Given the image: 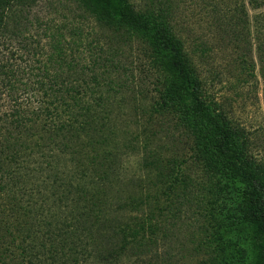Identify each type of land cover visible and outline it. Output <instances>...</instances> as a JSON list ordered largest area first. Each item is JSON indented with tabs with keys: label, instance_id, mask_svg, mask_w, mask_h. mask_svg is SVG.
<instances>
[{
	"label": "trees",
	"instance_id": "trees-1",
	"mask_svg": "<svg viewBox=\"0 0 264 264\" xmlns=\"http://www.w3.org/2000/svg\"><path fill=\"white\" fill-rule=\"evenodd\" d=\"M222 2L226 8L233 3L242 15L241 22L250 25L249 35L264 40V0ZM77 3L87 17L71 27H53L45 23L49 17L40 20L27 6L22 12H12L11 6L0 11V210L8 213L6 222H10L0 224L9 240L0 260L15 257V264H163L171 257L154 253L152 238L144 234L146 222L154 231L152 218L123 232L120 240L116 236L122 233L114 234L115 227L92 222L85 198L97 187L120 180L121 165L106 162L99 172L83 169L73 149L63 143L79 123L84 108L79 95L99 78L96 68L105 67L101 65L106 54L101 41L82 27V22L91 19L113 32L110 40L116 46L127 36L146 42L143 45L151 50L152 64L163 79L155 111L173 115L195 136L192 158L206 175L209 189L219 176L245 186L241 221L247 228L252 264H264V162L255 156V144L246 129L208 90L165 3L152 7L149 3L143 7L137 0ZM262 48L260 63L264 64ZM169 163L171 168L158 174L145 201L150 214L169 212L187 196L189 183L182 164ZM208 217L200 213L196 218L204 231L201 243L214 246L216 264H234L229 259L233 245L223 241L222 231L212 229Z\"/></svg>",
	"mask_w": 264,
	"mask_h": 264
},
{
	"label": "rangeland",
	"instance_id": "rangeland-1",
	"mask_svg": "<svg viewBox=\"0 0 264 264\" xmlns=\"http://www.w3.org/2000/svg\"><path fill=\"white\" fill-rule=\"evenodd\" d=\"M222 1L137 0L143 7L146 3L149 7L165 3L208 90L246 129L255 144V156L264 162V64L260 63L263 54L259 52L260 47L264 52V40L249 35L250 25L241 22L242 15L233 3L226 8ZM6 6L13 7L12 12L31 7L33 16L40 20L49 17L45 23L53 27H71L81 17H87L77 0H0V11ZM82 27L87 35L93 33L101 41L106 53L102 60L105 64L101 65L105 67L96 68L99 78L93 79L87 91L79 95L84 108L76 129L63 138V143L73 149L83 169L99 172L106 162L121 165L120 180L97 187L85 198L92 222L115 227L114 234L122 233L115 237L120 240L123 232L152 218L155 229L149 230L146 222L144 234L152 238L153 252H159L162 258L166 253L171 255L161 263L216 264L214 246L201 243L204 231L196 220L200 213L208 214L212 229L222 231L223 241L234 247L229 259L234 264H252L247 228L241 221L247 200L245 186L219 176L209 189L206 175L192 158L195 136L173 115L155 111L163 79L152 64L148 54L151 50L143 45L146 42L127 36L133 42L124 37V43L116 46L110 40L113 32L93 20H85ZM169 161L182 164L189 183L187 196L169 212L150 214L145 201L158 174L171 168ZM7 214L0 210V224L8 222ZM7 234L0 231L1 253L9 241ZM13 258L0 260V264H15L18 260Z\"/></svg>",
	"mask_w": 264,
	"mask_h": 264
}]
</instances>
